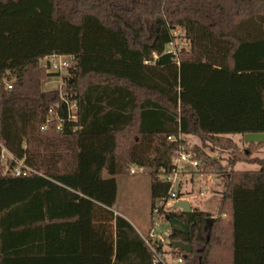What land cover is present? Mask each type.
Here are the masks:
<instances>
[{
	"label": "trees",
	"instance_id": "16d2710c",
	"mask_svg": "<svg viewBox=\"0 0 264 264\" xmlns=\"http://www.w3.org/2000/svg\"><path fill=\"white\" fill-rule=\"evenodd\" d=\"M180 31L190 48L176 54ZM54 54L75 62L63 93L78 102L79 119L60 109L62 133L48 123L62 92L43 90L57 76L42 67ZM0 129L33 171L16 177L0 152V264H164L114 212L116 177L148 170L153 213L169 199L181 150L203 175L221 173L217 151L230 154L232 170L210 227L209 213L162 210L190 227L166 238L171 256L264 264V142L240 153L232 138L264 134V0H0ZM238 163L259 169L235 171Z\"/></svg>",
	"mask_w": 264,
	"mask_h": 264
},
{
	"label": "rangeland",
	"instance_id": "374dc122",
	"mask_svg": "<svg viewBox=\"0 0 264 264\" xmlns=\"http://www.w3.org/2000/svg\"><path fill=\"white\" fill-rule=\"evenodd\" d=\"M177 39L169 50L176 54L182 50H189V43L183 38L184 33L178 32ZM69 60V59H68ZM73 76L70 70H65L61 75L53 76L43 83L44 91L60 90L62 92L68 87L69 79ZM261 142L264 141V134H247L237 135L234 137L235 142L240 148V153L248 147V143L241 142ZM193 143H199L196 138H191ZM214 157L224 159L230 156L229 153L219 152L213 154ZM259 158H264V149L258 153ZM192 170L194 175L188 174L187 178L181 186L182 198L189 199V203L193 210L208 212L213 217H218L219 206L222 195L227 182V174L232 170V166L226 160H222L220 174L214 176H207L200 174L198 170L188 167ZM259 169L257 165L239 163L234 167L235 171H256ZM134 170L136 174H132ZM194 176V181H191ZM106 179L111 178L107 173L104 174ZM118 186L117 203L114 211L126 218L138 230V232L147 238L151 230H154L156 235L162 237L164 240V251L171 255L170 248L167 246L166 238L171 233V225L166 219H160L153 223L152 220V199H151V177L148 170L133 167L126 173L116 177ZM177 190V189H176ZM158 225L156 226V224Z\"/></svg>",
	"mask_w": 264,
	"mask_h": 264
},
{
	"label": "built area",
	"instance_id": "2783aa9c",
	"mask_svg": "<svg viewBox=\"0 0 264 264\" xmlns=\"http://www.w3.org/2000/svg\"><path fill=\"white\" fill-rule=\"evenodd\" d=\"M172 46L173 44H171L170 47ZM74 66H75V62L72 57L60 56L57 54L47 57L42 63V67L45 68L46 73L48 75H61L65 70H70ZM4 82L8 89H12L14 84V77L10 72L6 74ZM61 99H62L61 105L59 104L56 105V107L51 108L49 110V117H48V123L54 121L58 123L57 129L58 132L60 133L64 131V123H65V120L61 119V117L59 116L60 109L66 108L68 122H77L79 119L78 102L76 100L68 99L64 96H61ZM169 140L176 141L177 139L175 137H170ZM0 152H1V158L6 164H11L12 166L13 163L16 164V167L14 169L16 177L27 176L28 174L33 173L31 169L25 167L24 162L17 161L10 154V152L2 144L1 141H0ZM173 165L175 167L174 174L168 179V181L171 183L169 199L162 200L157 204L156 208L153 210L152 213L153 223L159 221L162 218L161 217L163 214L162 210H164V212L173 211L174 204L182 200V198H179V194H181L180 184L183 181L182 175L186 170H188L187 169L188 167H192L193 169L198 170L200 174H203L202 173L203 166L201 162L195 160L192 154L186 152L185 150H181L176 153V155L173 158ZM131 173L136 174L134 170H132ZM157 225L158 223L156 224V226ZM144 239L156 254L154 263L162 262L164 264H183L182 258H174L168 254L162 256L157 253L156 244L159 242H164V240L162 237L157 236L154 230H151L149 236L147 238L144 237Z\"/></svg>",
	"mask_w": 264,
	"mask_h": 264
},
{
	"label": "water",
	"instance_id": "95a60500",
	"mask_svg": "<svg viewBox=\"0 0 264 264\" xmlns=\"http://www.w3.org/2000/svg\"><path fill=\"white\" fill-rule=\"evenodd\" d=\"M173 211H181L182 214H191L193 212V209L187 200H181L174 204ZM166 220L171 225L172 231L182 235L189 234L190 227L185 223H183L182 221H180L179 219L176 218L170 219L169 217H167ZM214 221L215 219L210 220L208 223V227L213 225ZM170 246L185 253H191L193 250V247L190 244H186L182 241L170 242Z\"/></svg>",
	"mask_w": 264,
	"mask_h": 264
},
{
	"label": "crops",
	"instance_id": "0c3cea01",
	"mask_svg": "<svg viewBox=\"0 0 264 264\" xmlns=\"http://www.w3.org/2000/svg\"><path fill=\"white\" fill-rule=\"evenodd\" d=\"M234 137L235 136H233L232 138H233V140H234ZM193 138V137H192ZM191 138H189V143L190 144H193V145H196V144H199V143H193L192 142V140H190ZM197 139V138H196ZM198 140V139H197ZM199 141V140H198ZM235 141V140H234ZM241 142L243 141L245 144L246 143H248V146H249V144H251V143H255V144H257L256 142H245L244 140H240ZM261 142H264V141H261ZM258 143H260V142H258ZM240 147V146H239ZM215 153H219L218 151L217 152H213V153H211V155L214 157V155L213 154H215ZM221 153V152H220ZM214 158H216V157H214ZM217 159H221V160H226L227 161V158L226 159H224L223 157H220V158H217ZM229 163V162H228ZM239 164V163H238ZM221 165H222V161H221ZM194 173L195 172H193L192 170H186L184 173H183V175H182V183L184 182V180L187 178V176H188V174H191V175H194ZM194 176H192V178H191V181L193 182L194 181V178H193ZM182 200H187L188 202H189V199L188 198H186V199H184V198H182ZM191 205V204H190ZM117 215H120V214H118L116 211H114ZM201 212H203V211H201ZM206 213H208V212H206ZM216 217H213V219H215ZM131 223V222H130ZM136 229V228H135ZM137 230V229H136ZM138 231V230H137Z\"/></svg>",
	"mask_w": 264,
	"mask_h": 264
},
{
	"label": "flooded vegetation",
	"instance_id": "af4514ba",
	"mask_svg": "<svg viewBox=\"0 0 264 264\" xmlns=\"http://www.w3.org/2000/svg\"><path fill=\"white\" fill-rule=\"evenodd\" d=\"M181 212V211H180Z\"/></svg>",
	"mask_w": 264,
	"mask_h": 264
}]
</instances>
